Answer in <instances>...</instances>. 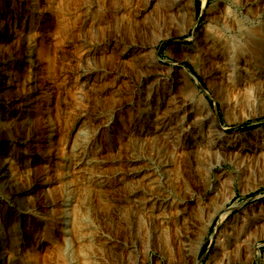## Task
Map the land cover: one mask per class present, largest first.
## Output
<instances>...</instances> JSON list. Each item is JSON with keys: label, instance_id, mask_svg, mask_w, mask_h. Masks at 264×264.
<instances>
[{"label": "rangeland", "instance_id": "1", "mask_svg": "<svg viewBox=\"0 0 264 264\" xmlns=\"http://www.w3.org/2000/svg\"><path fill=\"white\" fill-rule=\"evenodd\" d=\"M134 1L66 0L62 30L59 31L55 23L46 28L45 34L48 33L49 36L40 40L50 60L49 77L56 86L52 88L54 90L49 94L51 96L48 95V100L50 99L48 104L50 108L49 106L48 108L54 125V142L56 140L58 143L53 142L58 148L52 150L56 151L53 155L58 157H56L58 165L50 164L46 167L40 156L29 158L28 165L20 166L19 170L22 171L20 174H24L22 177H25L23 185L27 183L30 185L34 205L25 207L27 208L25 210L0 193V208L12 207L13 212L17 209V212H14L18 214L16 217L24 214L28 218L31 235L41 227V224L49 241L60 242V236L54 237L55 230H50L47 220L40 222L39 219L45 213L43 196L40 192L41 178L46 172V167L47 173L52 174L51 177L54 179L50 183L52 189L57 188L53 190L54 195L57 194L55 196L59 197L62 190L66 195L70 193L66 197L65 209L70 210L66 211L65 240L62 247V253L68 261L66 264H79L76 262L77 255L88 256L93 264H195L198 260L201 264H211L214 256L222 258L223 263L220 264H264V229L262 234L258 233L260 231L257 232L252 224L248 225V231L252 233L248 234L249 243L252 245L248 242L242 245L241 242L236 254H231L229 260H225V253L216 246L217 235L229 225V222L235 219L240 221L242 216L249 218L252 213L257 212H261L260 214L264 216V163H252L245 170V168H237L235 164L226 160L218 162L206 153L200 155L197 153L199 155L197 161L196 156L194 159L192 157L194 151H186L185 148L172 149L175 143L181 140V133L180 135L175 133V129L155 132L156 116H160L163 110L171 111L169 104L164 101L157 105L156 109L150 108L148 113L145 111V106L140 105L148 84H152L158 90L157 95L162 94V97L164 96L162 89L169 86L171 96L178 95L177 92L180 91L178 96L191 99L193 104L200 96H204L225 135L237 136L244 133L242 137H236V145H239L240 141L253 142L259 137V135L255 136L257 133L264 136V76L260 75L258 86L252 87V90L250 88L251 98L243 108V115L236 114V120L227 122L224 107L216 100L210 87L213 81L207 74L210 67H205L198 57L194 60L185 58L183 63L176 62L181 57V52L189 49L190 46L198 52L199 47L194 37L203 34L207 18L218 14V9L222 13L226 11L229 14H236L240 20V29L236 21L231 18L229 27H219L218 37L221 35L223 41L236 47L237 44L247 43L250 38L247 34L248 30L259 31L256 34L263 32L264 8L261 13L248 11V8H255L258 5L257 0H198V2L191 0L193 21L187 29H184L176 19L169 21L163 15L154 16V21H143L135 17L138 22L132 26L131 16L138 13L141 8L139 1L136 3ZM137 34L147 35L146 41H151V34L161 37L155 44L156 53L153 62L149 55L144 57V60L149 61L147 67L150 68L139 69L131 63L129 54L119 53L141 40H137L139 39ZM162 42L165 44L159 48ZM88 49L93 51L90 56L85 55ZM186 67L195 76L196 80L192 78L191 81L196 85V93L190 89V85L181 73L187 71ZM87 68L91 72L87 89L84 90L78 87L79 75ZM100 69L104 72L101 73ZM146 71L151 73L147 81ZM163 99H167L166 96ZM259 104L263 108H260ZM247 109L251 110V113H248ZM86 118L88 122H85ZM246 121L248 122L246 124L250 125L249 128L237 132L226 131L229 125ZM139 123H142L148 131L139 135L141 139L138 136V139L132 140L129 136L126 140L123 131L127 126L131 128ZM84 124L91 129L101 127L102 138L100 137L98 142L104 145L101 143L102 149L94 155L103 163L94 170L111 180L130 174L131 177L128 176L129 181L127 180L128 186L114 181L110 188L105 187L102 192L98 193L89 188L79 197L78 186L66 184L71 178L70 172H73L69 165L72 161L68 158V152L74 154L75 159H83V156H79L81 149L76 152L77 148L82 145L85 153L90 150L88 147L91 146L89 142L93 137V131L84 128ZM31 125L35 131L42 130V125L36 117H33ZM81 126L84 129L78 135L79 141L75 142L78 146L73 147L74 138ZM253 130L257 133L254 134ZM41 139L37 142L38 148L43 145ZM176 152L180 155L178 156ZM173 153L177 156L175 157ZM96 171H93L92 175H98ZM63 173L66 175L61 176ZM230 182L233 189L229 193ZM128 187L140 189L135 199L141 202L145 199V205L152 209V217L149 216L150 211L146 209L140 212L134 209ZM250 192L254 194L250 195ZM153 198L155 199L152 200ZM78 199H82L85 206L82 219L86 227L97 233H92L93 235L105 236L114 245H119L121 250H110L103 244L99 246L95 240L89 242L83 240L82 245L87 244V247L82 248L76 255L77 246L73 241L76 235L69 233L72 226L68 224L74 218L72 213L78 210ZM218 199H222L221 202ZM153 202L157 203L156 205L161 204L160 208L153 209L151 207ZM178 211L182 214H178ZM28 225L19 222L18 227L20 231H24ZM42 242L36 248L38 261H41L40 256L45 250L43 244L46 242ZM113 251L115 253H111Z\"/></svg>", "mask_w": 264, "mask_h": 264}, {"label": "bare ground", "instance_id": "2", "mask_svg": "<svg viewBox=\"0 0 264 264\" xmlns=\"http://www.w3.org/2000/svg\"><path fill=\"white\" fill-rule=\"evenodd\" d=\"M136 1H139L141 8L138 13L131 16L133 17L130 20L132 26H135L138 22L135 17L141 18L143 21H154V16L160 15H163V17L169 21L176 19L184 29H187V27L192 24L193 12L191 10V0H135L134 2L136 3ZM263 1L264 0H257L258 5H256L255 8H248V11H254L252 13H261L264 8ZM65 3L66 0H0V193L3 197L12 199L24 209L33 204V195L30 193L31 188L29 183L23 185V179H25V177H22L23 173L20 174V172H22L19 170L20 166L28 165L30 162L29 158L35 155L42 158L46 167L50 164L55 166L58 165L56 161L57 156L53 155L56 151H52L57 146H55L56 144L53 145V136L55 133L54 125L50 118V106L48 105L50 100H48V95L51 94V91L53 92L54 89L52 90V88L55 85H53L49 77V56L46 53L45 47L41 45L43 42H41L40 39L49 36L48 33L45 34L47 31L46 28L53 23L58 26L59 31L62 30V25L65 22ZM128 10L129 9H127V11ZM217 12L218 14H213L207 18V24L203 34H201L200 37L196 35L194 37L195 43L199 47L198 52H195L196 49L193 46H188L189 49H182V55L178 60L176 59V62L183 63L185 58L194 60L198 57L200 59L198 60L203 62L205 67H210L207 73L213 80L212 82L210 81V87L215 94L216 100L224 107L226 121L232 122V120H236L235 115L242 113L245 105L249 103L251 98L249 94L250 88L252 90V87L255 88V86H258L260 84V75L264 76V30L261 34H256V32L259 31L251 32L248 30L247 34H249L248 36H250V38H248L247 43L245 45L237 44L235 47L223 41L220 38L221 35L218 37V34L220 31L219 27H229L231 19L236 21L239 28L241 26L239 18L236 14H229L226 13V11L224 13L221 11L219 12V9ZM52 34L54 35V33ZM59 36H61V34H59ZM137 37L139 38L137 40L141 39L137 44L133 43V45L129 46L127 49H122L119 53L129 54L131 56V63L139 69H144L149 65V61L147 62L144 60V57L149 55L151 62H153L156 53V51H154L156 47L155 44H157L156 42L160 40L161 37L151 34V41H146L145 38L147 35L144 36V34H137ZM62 39L64 40V38ZM164 39L166 40V38ZM146 50H148V52H146ZM135 51L136 53H134ZM92 53V49H88L85 55L90 56ZM257 61H260V63ZM186 70L187 71L181 73L186 82L190 85V89L196 93V85L191 81L192 78L193 80L195 79V76L188 68ZM100 71L101 73L104 72L103 69H100ZM90 72L91 70L87 68L79 75L78 85L80 86L78 87H81L80 89H87ZM150 74L151 73L146 71V81L150 78ZM157 91L158 90L153 87L152 84H148V86L145 87V97L140 102V105L145 106V111H147V113L150 108H152L151 110L156 109L157 105L164 101L171 106V111L163 110L160 116H156L155 132L163 131L164 129H169V131L175 129V133L179 135L181 133V140L175 143L173 147L171 146L172 149L179 150L185 148L186 151H194L195 154H192V157L194 159V156H196L195 159L197 161L200 154L206 153L214 157L215 160L217 159L218 162L226 160L235 164L237 168L241 167L245 168V170L252 165V163H264V136L262 134L253 130L254 134L257 133L255 136L259 135L257 139L253 142L243 143L240 141L239 145H236V137H242L244 133L238 134L237 136L225 135L222 126L217 122L215 113L210 108L204 96H200L193 104L191 99L178 96L180 91L177 92L178 95L173 94L171 96L169 86L162 89L164 94L163 97L162 94L157 95ZM50 96L51 95H49V97ZM165 96L167 99H163ZM256 103H259V101H256ZM259 107L263 108L261 104H259ZM76 108L78 109V107ZM141 109L142 107H140V110ZM246 111L251 113V110L247 109ZM33 117L39 119L42 125V130L40 132L32 129L31 124ZM85 120V122H88L87 118ZM82 127L83 126H81V128ZM81 128L76 133L77 136H75L72 146H78V143L75 144V142L79 141L78 135L80 131L84 128H88L93 131V137L91 142H89L91 146L89 145L90 147H88L90 150L85 153L84 150H82V145L77 148L76 152L81 149L79 156H83V159H75L73 158L75 155L71 152L69 154L68 152V158L72 161L69 165L73 172H70L69 176H71V178L66 184L78 186L77 188L80 189L79 197L84 190L89 188H92L98 193L102 192L103 188V190L110 188L114 181L122 182V185L128 186L127 180L131 177L130 174H127L129 177L121 176L120 178L111 180V178H107L99 171L94 170L95 167L98 169L103 163V161H99L94 155L98 154L102 149V145H104L102 142H98L102 136L101 127L91 129L90 126L85 125L84 128ZM147 131L148 129L142 123H139L138 125H133L131 128L127 126L123 131V135L126 140V137L129 136H131L133 140L135 138L138 139L140 134ZM40 138L43 139V145L41 148H38L37 142ZM139 138L141 139L140 136ZM99 144L101 146H99ZM172 149L170 150L172 151ZM92 154L93 156H90ZM177 154H175V157ZM179 155L180 154H178V156ZM73 166L76 167L73 168ZM46 167V172L44 171L45 173L41 178L42 188L40 192L43 196L42 201L44 202L45 213L43 214L44 216H40L39 219L40 222L45 219L47 220L50 230H55V232H53L54 237L58 238L56 235L60 236V242L49 241L45 236L43 225L41 224V227L31 235L30 224L28 225V218L24 216V214L20 213L21 215L16 217L18 214L16 215L14 212L17 209H14L15 211L13 212L12 207H1L0 264H66L67 260L62 253V247H64L65 240L64 221L66 220V211L70 210L65 209L67 206L66 197L70 193L66 195L62 190L59 197L55 196L57 194L54 195L55 191L53 190L57 188L54 187V189H52L53 187L50 183L54 181V179L51 177L52 174L47 173L48 168ZM80 167H82V169H80ZM76 168L77 170L75 171ZM93 171H96L98 175H92ZM65 175L64 173L61 174V176ZM61 185L63 186L62 182ZM230 186V191L228 190L229 193L233 189L231 182ZM139 190L136 187H128L130 201L134 209H137L139 212L146 209V211H150L149 216H151L152 209L145 205V199L143 198L144 202L135 199ZM154 199L155 198L152 200ZM220 200L218 199V201ZM77 202L78 210L72 213L74 214V218L72 221L70 220V223L68 222V225L72 226V230L69 233H73V236L74 234L76 235L73 240L77 246L76 255L82 248L87 247V244L85 245L83 243L82 245L83 240L88 242L95 240L99 246L103 244L110 250H121V248L118 247L119 245H114L113 242L105 236L93 235L96 232L94 233L91 228L86 227L82 219L85 210L83 201L82 199H78ZM155 202L151 204V207L153 209L160 208L161 204L156 205L157 203ZM260 213H252L249 218L246 217L248 219L242 216L241 220L239 219L240 221L235 219L229 222V225L217 235L216 246L217 248H221L222 252L225 253V260H229L231 254H236V250L241 242L242 245L243 243H249V237L252 234L249 233L250 230L248 231L249 224H252L257 232L259 230L260 232L258 233L263 231L264 216ZM178 214L181 215L182 213L178 211ZM222 216L221 220L223 218ZM167 221L168 220H165V222ZM19 222H23V224L28 225V227L25 228L24 231H20L18 227ZM238 222L240 223L236 225ZM42 241L46 242L43 244L45 250L43 255L40 256L42 257V259L40 258L41 261H38L36 248L40 246ZM249 245L252 244L249 243ZM130 249L131 248H129V250ZM111 253L115 252L113 251ZM76 258V262H79V264H93V261L91 262L90 258L86 255H77ZM221 260L222 258L214 256L211 264H220V262H222ZM100 262H102V260ZM195 264H201V262L198 260Z\"/></svg>", "mask_w": 264, "mask_h": 264}, {"label": "trees", "instance_id": "3", "mask_svg": "<svg viewBox=\"0 0 264 264\" xmlns=\"http://www.w3.org/2000/svg\"><path fill=\"white\" fill-rule=\"evenodd\" d=\"M195 1L198 2V0H194V2H195ZM164 44H165V43L162 42V43L160 44V47H159V48L163 47ZM249 127H250L249 124L241 123V124L236 125V126H234V127H228V128L226 129V131H227V132H237V131H241V130H244V129L249 128ZM249 194L252 195V194H254V192H250Z\"/></svg>", "mask_w": 264, "mask_h": 264}, {"label": "water", "instance_id": "4", "mask_svg": "<svg viewBox=\"0 0 264 264\" xmlns=\"http://www.w3.org/2000/svg\"><path fill=\"white\" fill-rule=\"evenodd\" d=\"M241 123H242V122L234 123V124H231V125H229V126H230V127H234V126L239 125V124H241ZM245 123H248V122L246 121Z\"/></svg>", "mask_w": 264, "mask_h": 264}]
</instances>
